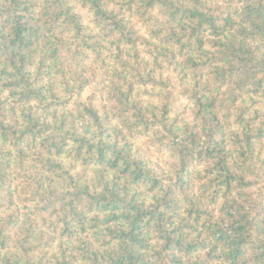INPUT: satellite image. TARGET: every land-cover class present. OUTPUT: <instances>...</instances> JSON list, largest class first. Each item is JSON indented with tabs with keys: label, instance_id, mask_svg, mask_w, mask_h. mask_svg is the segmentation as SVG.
I'll return each mask as SVG.
<instances>
[{
	"label": "trees",
	"instance_id": "1",
	"mask_svg": "<svg viewBox=\"0 0 264 264\" xmlns=\"http://www.w3.org/2000/svg\"><path fill=\"white\" fill-rule=\"evenodd\" d=\"M0 264H264V0H0Z\"/></svg>",
	"mask_w": 264,
	"mask_h": 264
}]
</instances>
